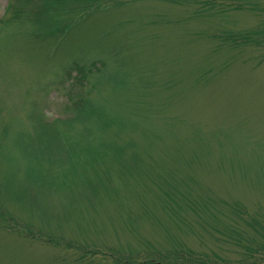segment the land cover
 Returning <instances> with one entry per match:
<instances>
[{"label": "rangeland", "instance_id": "obj_1", "mask_svg": "<svg viewBox=\"0 0 264 264\" xmlns=\"http://www.w3.org/2000/svg\"><path fill=\"white\" fill-rule=\"evenodd\" d=\"M0 20V264H264V0Z\"/></svg>", "mask_w": 264, "mask_h": 264}, {"label": "trees", "instance_id": "obj_2", "mask_svg": "<svg viewBox=\"0 0 264 264\" xmlns=\"http://www.w3.org/2000/svg\"><path fill=\"white\" fill-rule=\"evenodd\" d=\"M0 21H2V20H0ZM248 250L249 251L253 250V247H248Z\"/></svg>", "mask_w": 264, "mask_h": 264}]
</instances>
